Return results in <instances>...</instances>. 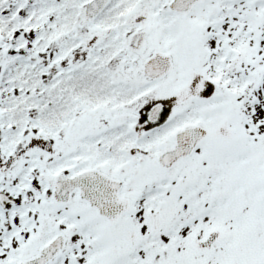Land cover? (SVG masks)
Returning <instances> with one entry per match:
<instances>
[{
    "label": "snow or ice",
    "instance_id": "snow-or-ice-1",
    "mask_svg": "<svg viewBox=\"0 0 264 264\" xmlns=\"http://www.w3.org/2000/svg\"><path fill=\"white\" fill-rule=\"evenodd\" d=\"M0 264H264V0H0Z\"/></svg>",
    "mask_w": 264,
    "mask_h": 264
}]
</instances>
